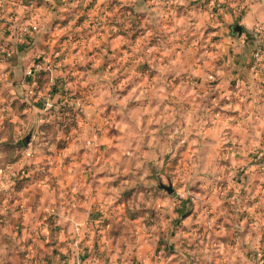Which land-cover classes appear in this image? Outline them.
<instances>
[{"label":"rangeland","instance_id":"1","mask_svg":"<svg viewBox=\"0 0 264 264\" xmlns=\"http://www.w3.org/2000/svg\"><path fill=\"white\" fill-rule=\"evenodd\" d=\"M175 1L123 12L118 39L87 26L52 63L27 54L25 74L41 69L20 99L1 82L0 264H264V22L243 24L255 0ZM49 64L68 96L40 120L32 103L58 92ZM83 202L78 247L54 225Z\"/></svg>","mask_w":264,"mask_h":264},{"label":"crops","instance_id":"2","mask_svg":"<svg viewBox=\"0 0 264 264\" xmlns=\"http://www.w3.org/2000/svg\"><path fill=\"white\" fill-rule=\"evenodd\" d=\"M120 1L121 0H0V26L2 28L0 44L6 45L13 51L12 60L0 67V84L1 82L9 81L12 98L14 100L20 99L23 97L22 95L25 96V94H27V89L31 85L25 74V70L28 67L26 66V62H24V56L27 54L39 56L43 53L47 55V59H45L52 63V55L57 57L63 52L70 55L73 53L72 49H82L77 43H73L72 39H78L84 36L87 32V26L91 27L92 35L98 39H118L121 36L118 31L120 23L123 21L121 17L123 12L127 14V17H125L126 20L134 21L133 19L137 17V13L142 11L151 12L150 8L152 7V3L159 5V2H165L166 0H122V2H124L123 4H120L122 3ZM181 1L176 0L175 2ZM192 1L190 0L188 2ZM122 7H124V10H121ZM146 15V13H143V15L141 14L142 17ZM110 16L111 20H109ZM98 18L102 20V25H100V27L95 26V22ZM28 21L37 25L39 29L37 32L25 36L24 41L23 38L19 39L15 32L19 30L21 22ZM262 22H264V0H255L243 16V24L252 28L254 24L260 25ZM255 33L258 35L259 41L264 44V32H262L261 29H256ZM42 38L47 40L46 43L50 45L49 48L41 49L39 47ZM49 65L51 68L50 72H52V84H55L53 86L56 87V89H52H58V92L52 94V98L49 96L51 100V102H49L52 105L51 107H53L56 103V98H59L62 93V95L66 94L67 96L68 94L61 89L63 85L61 84V78H58V66ZM40 77L41 76L38 78ZM69 87L74 88L73 83H70L69 86L67 85L66 89H70ZM72 99L73 98H71V100ZM40 101L42 102L41 99L36 98L32 106L37 113L40 114L38 118L44 120L52 116H46L45 114L51 107L48 109L44 106L42 109L37 107L36 104H39ZM45 133H47V131L38 130L33 138H37L36 135L44 136ZM32 144L33 141L29 146L31 147ZM41 145L44 144L41 143ZM46 145H48L47 142ZM39 147L40 146H37L36 148ZM1 177L7 180L9 175L3 174ZM67 197L72 200L82 198L76 194ZM93 199H96V197ZM72 205L76 204L73 203ZM72 205L67 209H62V213L57 214L58 216L60 215V219L56 220L58 223L54 225V227L56 228L58 225L62 231H74V236H71L70 239H72V243H75V246H88L87 244H90L91 241L85 239L84 232L92 229L88 220L91 212H93L91 211L93 207L87 206L85 202L82 204L83 209L73 207ZM87 209H91L90 212ZM105 226L104 224L101 227L103 229L101 232L103 233L106 232ZM106 254L105 262L98 261L97 264H129L125 262V260L120 262L117 258H114L113 254L112 256L111 254ZM86 261L87 256H85L82 264Z\"/></svg>","mask_w":264,"mask_h":264},{"label":"built area","instance_id":"3","mask_svg":"<svg viewBox=\"0 0 264 264\" xmlns=\"http://www.w3.org/2000/svg\"><path fill=\"white\" fill-rule=\"evenodd\" d=\"M226 1H229V0H211L210 3H212V4L216 3V6L219 7L222 4L224 5V4L228 3ZM38 29H39L38 26L32 22H29V21L28 22H21V24L19 26V30H17L15 32V34H16V36H18L19 39H22V38L24 39L25 36H27L33 32H37ZM1 33H2V28L0 26V35H1ZM24 41H25V39H24ZM263 56H264V49H263V47H259L254 54L255 61L262 60ZM12 58H13V51L9 47H7L6 45L0 44V66L10 62L12 60ZM40 69H41V66L39 64H37V65L35 64L27 70L26 74L29 77H34V76L36 77V72ZM39 93L40 92H37L36 86H33V88H31L29 90V94L32 96H35V97H38ZM46 105H47V107L46 106L45 107L47 109L52 106L49 103ZM262 263H264V258L262 259Z\"/></svg>","mask_w":264,"mask_h":264},{"label":"water","instance_id":"4","mask_svg":"<svg viewBox=\"0 0 264 264\" xmlns=\"http://www.w3.org/2000/svg\"><path fill=\"white\" fill-rule=\"evenodd\" d=\"M236 29L238 30V32L242 31V28L240 26H238ZM33 131L34 130H31L30 133L28 134V136L26 137V139H25L26 143H29L31 141V139H33V137H34L33 136ZM161 187L164 188L165 190H167L170 194H172L173 191H174L172 186L162 185Z\"/></svg>","mask_w":264,"mask_h":264},{"label":"trees","instance_id":"5","mask_svg":"<svg viewBox=\"0 0 264 264\" xmlns=\"http://www.w3.org/2000/svg\"><path fill=\"white\" fill-rule=\"evenodd\" d=\"M43 130H46L45 128H43Z\"/></svg>","mask_w":264,"mask_h":264}]
</instances>
